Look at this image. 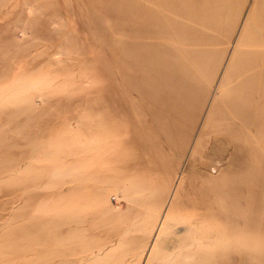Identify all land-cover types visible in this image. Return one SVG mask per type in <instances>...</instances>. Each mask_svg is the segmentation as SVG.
<instances>
[{
  "label": "rangeland",
  "instance_id": "374dc122",
  "mask_svg": "<svg viewBox=\"0 0 264 264\" xmlns=\"http://www.w3.org/2000/svg\"><path fill=\"white\" fill-rule=\"evenodd\" d=\"M0 264H264V0H0Z\"/></svg>",
  "mask_w": 264,
  "mask_h": 264
}]
</instances>
